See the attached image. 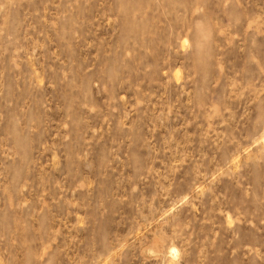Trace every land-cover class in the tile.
Segmentation results:
<instances>
[{
  "label": "rangeland",
  "instance_id": "1",
  "mask_svg": "<svg viewBox=\"0 0 264 264\" xmlns=\"http://www.w3.org/2000/svg\"><path fill=\"white\" fill-rule=\"evenodd\" d=\"M0 264H264V0H0Z\"/></svg>",
  "mask_w": 264,
  "mask_h": 264
}]
</instances>
